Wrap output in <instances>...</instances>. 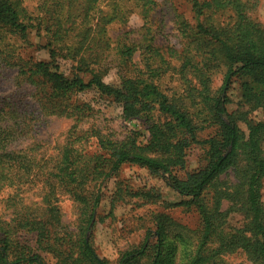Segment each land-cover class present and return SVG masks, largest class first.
I'll return each instance as SVG.
<instances>
[{
  "label": "trees",
  "instance_id": "1",
  "mask_svg": "<svg viewBox=\"0 0 264 264\" xmlns=\"http://www.w3.org/2000/svg\"><path fill=\"white\" fill-rule=\"evenodd\" d=\"M29 1L0 0V63L17 67L20 81L35 87L41 113L73 115L76 124L50 165H44L47 171L36 172L28 155L10 148L22 123L9 97L0 99V190L28 182L41 184L42 206L18 213L14 222L36 232L37 243L55 250L60 264H110L86 236L102 199L98 182L125 163L137 164L156 174H169L168 183L189 197L183 203L199 212L196 248L184 240L181 250L173 240L172 264L174 260L176 264H228L223 255L236 251L244 252L253 264H264V121L248 117L250 110L264 109V26L250 16L251 2L190 0L192 18L175 13L180 37L176 47L158 43L152 23L157 0H32V9ZM136 11L144 21L141 38L120 40L113 47L121 58L116 66L120 82L106 83L109 27L126 24ZM226 14L227 19L221 20ZM32 35L43 39L44 44L38 45L47 48L48 60L26 59L13 49L12 36L32 43ZM137 51L144 68L135 70L130 60ZM59 59L69 62L67 72L60 71ZM219 68L225 69L224 83L214 93L213 73ZM86 73L91 75L88 81ZM168 74L184 84V91L170 94L160 87L159 80ZM234 79L240 81L242 101L230 111V99L223 93ZM89 87L113 95L126 118L157 116L150 126V140H140L136 131L118 139L79 129L77 122L91 108L71 100L78 90ZM245 105L249 109L243 111ZM240 121L246 122L247 132ZM211 127L213 132L203 139L208 144L205 164L176 173L177 168H185L187 147L199 143V132ZM90 136L97 139L100 153L85 151ZM230 172L235 181L220 178ZM61 195H69L78 206L75 230L62 222ZM223 201L228 202L226 209H221ZM231 212L243 215L242 226H227ZM15 228L0 218V264H44L36 253L10 256L18 243ZM169 231L164 224L155 233L150 228L147 238L156 234L162 240ZM155 247L153 254L149 245L125 252L119 264H141L144 256L148 264H165L162 242Z\"/></svg>",
  "mask_w": 264,
  "mask_h": 264
},
{
  "label": "rangeland",
  "instance_id": "2",
  "mask_svg": "<svg viewBox=\"0 0 264 264\" xmlns=\"http://www.w3.org/2000/svg\"><path fill=\"white\" fill-rule=\"evenodd\" d=\"M157 2L158 6L153 14L152 23L154 28H157L158 43L176 44V47H180L175 13L179 12L192 18L191 1L157 0ZM249 2H251L248 10L250 16L264 26V0H249ZM28 6L32 9V0L28 2ZM220 19L226 20L227 14L221 16ZM143 23L142 16L136 11L129 16L126 24H114L109 27L108 33L112 40H110L109 49L105 52V63L110 67L104 76L106 83L118 84L120 82L116 66L121 58L117 49L113 47L120 40L128 41L141 38ZM11 41H14L13 49L16 53L20 52L26 59L48 60L50 57L47 48L42 47L44 41L41 37L32 35V43H29L22 42L19 38L12 36ZM57 62L62 72H67L70 68V64L66 60L59 59ZM132 62L135 70L144 68L143 56L140 57L139 51L135 53L132 61L130 60V64ZM224 74V68L214 71L212 81L214 93L224 83ZM84 78L88 81L91 75L86 73ZM20 80L17 67L0 63V99L9 97L18 114L17 119L22 123L13 146L10 148L13 147L20 154L28 155L34 163L33 167L36 172H44L47 171L44 165H50L49 162L61 150L71 128L76 124V119L73 115H45L41 113L35 101V87L28 82L22 83ZM159 83L160 87L170 94L181 93L185 88L178 78L172 77L170 74L162 77ZM223 94H226L230 99L227 105L228 109L230 111L237 109L239 102L242 101L240 81L234 79L229 89ZM71 101L86 103L90 106L91 109L85 111L86 116L77 122L79 129L88 130L89 135L99 131L111 138L122 139L131 131H136L139 133L140 140L144 142L150 140V126L157 116L151 120H147L146 117L126 118L123 114L122 104L113 95L103 94L96 87L78 90ZM248 109L249 106L245 105L242 110ZM248 117L255 121H264V109L250 110ZM239 124L242 130L247 132L246 122L240 121ZM213 130L211 127L199 132L202 139L199 143H193L187 147L185 168L183 170L177 168L176 173L183 174L184 171H194L205 164L204 148L208 147V144L203 142V139ZM85 151L90 155L100 153L97 139L94 136H90L86 142ZM168 175L156 174L137 164L125 163L116 173L104 180H99L98 185H100L102 199L95 209L86 236L100 257L105 258L110 264H119L125 252L149 245V252L153 254L156 250L155 246L161 241L165 264H172L173 240H176L175 243L181 250L184 248V240H189L191 248L197 243V235L201 228L199 212L195 207L183 203V200H187L189 197L181 196L168 183ZM220 178L235 181L231 172L229 175L222 174ZM40 186L39 183L28 182L25 186L0 190V218L3 219L5 225L11 224V227H18L14 229L15 233H13V237L18 243L11 249V257L29 252L43 257L44 264H60V256L55 250H47L37 243L36 232L19 227L18 223L14 222L18 213L36 211L39 206H42ZM261 192L264 204V182ZM59 206L62 222L68 227V230H75L79 218L77 204L69 195H61ZM227 207L228 202L223 201L221 209ZM244 222L241 213L231 212L228 216L227 226L230 228L240 227ZM163 224L170 228V231L162 236V240L156 234L147 238L148 229L151 228L155 233ZM2 238L3 233L0 231V240ZM209 247H214V244ZM141 259V264H148L145 256ZM223 259L228 264H253L242 251L225 254ZM173 264H176L175 260Z\"/></svg>",
  "mask_w": 264,
  "mask_h": 264
}]
</instances>
